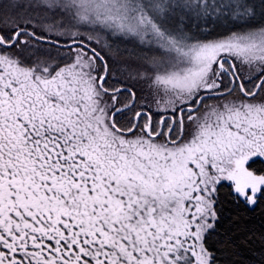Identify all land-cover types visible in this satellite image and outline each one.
<instances>
[{
    "label": "snow or ice",
    "instance_id": "1",
    "mask_svg": "<svg viewBox=\"0 0 264 264\" xmlns=\"http://www.w3.org/2000/svg\"><path fill=\"white\" fill-rule=\"evenodd\" d=\"M262 202L264 0H0V264H225Z\"/></svg>",
    "mask_w": 264,
    "mask_h": 264
},
{
    "label": "trees",
    "instance_id": "2",
    "mask_svg": "<svg viewBox=\"0 0 264 264\" xmlns=\"http://www.w3.org/2000/svg\"><path fill=\"white\" fill-rule=\"evenodd\" d=\"M239 217L237 224L233 225L231 217ZM237 227L240 241L237 254L231 257L221 255L220 260L228 264L229 261L239 264H253L259 259V249L264 246V202L254 209L240 208L227 205L224 213V220L221 222V229ZM250 241V242H249Z\"/></svg>",
    "mask_w": 264,
    "mask_h": 264
}]
</instances>
